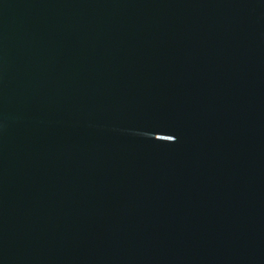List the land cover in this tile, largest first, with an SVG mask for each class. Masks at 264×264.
I'll use <instances>...</instances> for the list:
<instances>
[{
  "label": "water",
  "instance_id": "obj_1",
  "mask_svg": "<svg viewBox=\"0 0 264 264\" xmlns=\"http://www.w3.org/2000/svg\"><path fill=\"white\" fill-rule=\"evenodd\" d=\"M0 264H264V0H0Z\"/></svg>",
  "mask_w": 264,
  "mask_h": 264
}]
</instances>
